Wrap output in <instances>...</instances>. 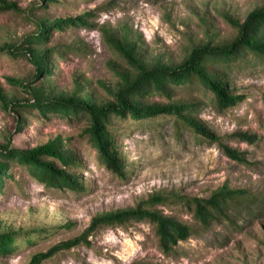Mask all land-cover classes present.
<instances>
[{"label":"rangeland","instance_id":"374dc122","mask_svg":"<svg viewBox=\"0 0 264 264\" xmlns=\"http://www.w3.org/2000/svg\"><path fill=\"white\" fill-rule=\"evenodd\" d=\"M19 12L0 9V48H32L27 38L46 25L45 65L50 75L37 74L30 56L0 54V146L7 140L14 149H36L59 138L73 161L60 167L81 191L46 188L26 170L11 164L0 190V235L14 245L0 264H30L33 257L53 246L79 237L101 215L135 209L159 195L164 205L143 206L187 225L192 233L165 254L155 227L147 221L101 226L79 244L40 264H264V64L247 56L234 63L227 81L230 96L244 97L237 106L218 111L214 98L199 88H174L171 97L151 91L138 97L149 107H195V117L220 142L245 153L249 166L226 157L216 143L198 141L185 129L174 130L171 118L135 122L113 120L110 149L120 159L118 176L105 168L87 134V117L41 118L32 110L11 108L32 103L31 90L49 97L85 99L96 105L113 101L120 74L135 73L108 45L104 35L135 46L148 66L175 69L201 46L229 45L237 31L228 22L242 24L249 13L264 7V0H4ZM1 8V4H0ZM82 18L78 25L55 30L56 20ZM50 25V26H49ZM264 32V31H263ZM105 33V34H104ZM264 36V33H263ZM236 134L256 137L241 142ZM226 186L246 190L241 214L233 223L224 220L202 228L183 199H208ZM249 207L243 210V207Z\"/></svg>","mask_w":264,"mask_h":264},{"label":"trees","instance_id":"16d2710c","mask_svg":"<svg viewBox=\"0 0 264 264\" xmlns=\"http://www.w3.org/2000/svg\"><path fill=\"white\" fill-rule=\"evenodd\" d=\"M41 2H55L54 0H40ZM1 11L12 10L19 12L14 3H6L0 0ZM227 22L236 29L237 37L226 46L210 47L208 45L193 49L183 63L175 69L158 64L148 66L140 58L134 45L119 41L108 33L104 37L110 48L125 62L135 75L129 73L120 74L122 86L113 93V101L108 104L96 105L85 99L58 98L44 95L43 92L30 89L32 103L19 106L11 104V108L23 109L29 114L35 110L36 114L45 119L58 115L67 119L83 114L87 117L89 128L87 134L93 147L97 150L105 168L122 176L120 159L112 156L110 149L114 140L111 139L113 120L123 121L126 118L143 122L156 118L169 117L173 121L175 132L185 129L197 141L202 139L208 143H216L224 157L240 165L249 166L246 154L223 145L219 138L201 122L195 115V107L185 105H169L164 107H149L138 101V97L151 91L171 97L174 88L189 86L199 88L204 93H209L214 98L218 111H226L244 101V97L230 96L227 73L236 62L245 61L247 56L264 64V7L253 10L247 15L242 24L227 19ZM90 27L82 18L75 20H56L51 26L55 30H62L72 26ZM50 26V25H49ZM46 25L39 23L36 32L27 38L26 44L30 47L14 51L0 48V54L7 52L12 57L30 56L37 74L50 75V68L44 63L46 52L41 50L49 33L44 32ZM241 142L253 144L256 137L247 134H236ZM14 164L26 170L29 177L46 188L58 190L67 189L73 193L80 192L81 185L70 175H67L60 167H69L73 161L62 150V142L59 138L51 140L36 149L11 148L10 140L5 146H0V190L2 181L7 176L10 165ZM60 166V167H59ZM246 190H233L223 186L213 192L208 199H183V202L193 212L194 219L202 228H208L213 222L224 220L233 223L234 218L241 214L239 203L249 199ZM251 200V199H249ZM167 199L159 195H153L146 203L135 209L108 213L94 218L88 229L79 237L61 242L47 252L38 254L32 258L30 264H40L61 251H67L79 244H87V238L101 226L122 225L128 221H147L155 227L158 245L165 254L173 251L177 242L184 241L192 233L187 225L180 224L173 219L163 216L160 212L150 211L143 206L164 205ZM249 206L243 207V210ZM14 245V238L10 235H0V255L5 256Z\"/></svg>","mask_w":264,"mask_h":264}]
</instances>
